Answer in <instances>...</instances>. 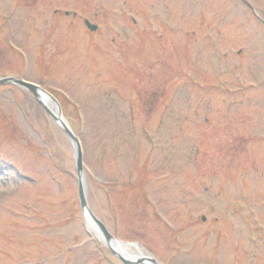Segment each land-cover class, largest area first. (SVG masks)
<instances>
[{
	"label": "rangeland",
	"instance_id": "rangeland-1",
	"mask_svg": "<svg viewBox=\"0 0 264 264\" xmlns=\"http://www.w3.org/2000/svg\"><path fill=\"white\" fill-rule=\"evenodd\" d=\"M3 25L0 79L56 97L107 229L162 264H264V0H48ZM96 235L70 138L0 85V264H122Z\"/></svg>",
	"mask_w": 264,
	"mask_h": 264
},
{
	"label": "water",
	"instance_id": "water-1",
	"mask_svg": "<svg viewBox=\"0 0 264 264\" xmlns=\"http://www.w3.org/2000/svg\"><path fill=\"white\" fill-rule=\"evenodd\" d=\"M88 27L90 30L94 31L97 29V25H92L88 23ZM7 83H13L17 84L19 86L24 87L29 92H31L34 97L36 98L37 102L43 107V109L47 112V114L62 128V130L65 132V134L70 138L74 148H75V163H76V171H77V177H78V187H79V202L81 209L83 213L85 214V217L87 218L90 225H92L98 234H100L103 238V241L107 243V240H109V232L105 226V224L98 219L93 212L90 210L88 201H87V195H86V186H85V174H84V166H83V150L81 142L76 135V133L72 130L70 125L66 123L63 119L62 110L60 107V104L56 97H54L50 92L46 91L39 85L25 81L23 79H18L15 77H4L0 79V85L7 84ZM42 95H45L48 97L54 104L56 110H51L47 104L43 101ZM120 259L125 264H162L158 262L155 258L150 256H140L137 258H126L122 255L118 254Z\"/></svg>",
	"mask_w": 264,
	"mask_h": 264
},
{
	"label": "flooded vegetation",
	"instance_id": "flooded-vegetation-1",
	"mask_svg": "<svg viewBox=\"0 0 264 264\" xmlns=\"http://www.w3.org/2000/svg\"><path fill=\"white\" fill-rule=\"evenodd\" d=\"M48 3V0H0V31H1V28L3 29L4 25L3 23L6 22V20H10V19H14L17 17V13H18V10L20 7L22 8H25V7H28V8H34L35 7V4H40V3ZM21 3V5H20ZM53 17L54 16H58L57 18H61L62 16L64 18H68L69 16L71 17L72 20H69V22L72 24H74L75 22H82L83 25L87 27L88 25V20L87 19H83L81 20L80 17H82V15L80 16V14L76 11H68V10H54L53 12ZM99 15V13H95L94 14V17L97 18ZM79 19V20H76V19ZM64 24H66V20L63 21ZM94 32V31H93ZM15 39H12V41H14ZM7 41H10L8 38H6L5 36L3 37H0V48H3L6 47L12 51H14L13 48H11L10 46L11 45L7 43ZM16 53V52H15ZM17 55V54H16ZM18 57V56H17ZM5 77H10V76H5ZM11 77H14V76H11ZM4 78V77H3ZM17 78V77H16ZM16 85V84H14ZM18 86V85H17ZM171 223L172 222H165V225L166 227H171ZM188 224L189 223H192V222H187ZM173 228V227H172ZM181 227H177V228H174L171 229L170 231H179ZM93 229L95 230V232L97 233L96 229L93 227ZM110 236H109V240H107V243H105L103 241V238L100 234L97 233L96 235V238H97V242L98 240H101L105 245H106V250L107 253L111 254L112 256L116 257L117 259L120 260V262L122 264H124L122 262V260L120 259L119 255H122L123 257H126V258H130V259H133V258H137V257H134L135 255H138V254H143V256H145L144 252L142 251V245L136 241H129V240H126V239H121L118 235V232L115 231L114 229H107ZM139 232H141V230H139ZM140 257V256H138Z\"/></svg>",
	"mask_w": 264,
	"mask_h": 264
},
{
	"label": "bare ground",
	"instance_id": "bare-ground-1",
	"mask_svg": "<svg viewBox=\"0 0 264 264\" xmlns=\"http://www.w3.org/2000/svg\"><path fill=\"white\" fill-rule=\"evenodd\" d=\"M42 99H43V101L47 104V106H48L51 110H53V111L56 110V108H55L53 102H52L48 97H46L45 95H42ZM63 120L67 123L66 119H63ZM89 225H90V224H89ZM91 226H92V225H91ZM138 256H143V254L141 253V254L135 255L134 257H138Z\"/></svg>",
	"mask_w": 264,
	"mask_h": 264
}]
</instances>
